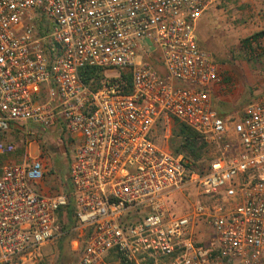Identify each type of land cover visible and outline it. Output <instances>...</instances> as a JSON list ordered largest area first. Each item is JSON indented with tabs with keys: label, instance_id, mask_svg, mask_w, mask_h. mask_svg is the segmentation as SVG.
Returning <instances> with one entry per match:
<instances>
[{
	"label": "built area",
	"instance_id": "1",
	"mask_svg": "<svg viewBox=\"0 0 264 264\" xmlns=\"http://www.w3.org/2000/svg\"><path fill=\"white\" fill-rule=\"evenodd\" d=\"M217 1L0 0V264L52 242L70 200L77 264H264V92L241 117L216 110L197 26ZM174 119L216 147L207 172L170 148ZM58 124L78 142L71 191L49 194L41 158L12 160V139Z\"/></svg>",
	"mask_w": 264,
	"mask_h": 264
},
{
	"label": "rangeland",
	"instance_id": "2",
	"mask_svg": "<svg viewBox=\"0 0 264 264\" xmlns=\"http://www.w3.org/2000/svg\"><path fill=\"white\" fill-rule=\"evenodd\" d=\"M197 33L201 48L213 55L222 77V83L212 93L215 106L230 112L227 117H241L245 108L264 92V0H219L200 18ZM258 35L260 37L255 39ZM247 39H251L250 46H246ZM12 140L17 146L12 160L20 161L27 148L32 157L39 155L46 164L48 170L43 181L47 179L49 185L45 189L39 187L40 190L49 194L71 191L69 167L78 140H72L57 125L51 128L34 125L29 136L17 133ZM208 144L209 161L205 168L217 157L216 147ZM195 198L192 192L178 195V211L188 210ZM61 230L60 227L57 237L39 251L10 264H62L60 244L63 239H67L63 245L69 264H77L84 241L75 244L63 237Z\"/></svg>",
	"mask_w": 264,
	"mask_h": 264
},
{
	"label": "trees",
	"instance_id": "3",
	"mask_svg": "<svg viewBox=\"0 0 264 264\" xmlns=\"http://www.w3.org/2000/svg\"><path fill=\"white\" fill-rule=\"evenodd\" d=\"M259 37L260 35L254 38L257 39ZM245 42L246 44H248L246 46H250L252 43L251 39H247L245 40ZM81 77L85 84H87L91 89L94 90L100 86V81L102 80L103 75L99 69L93 67H85L81 70ZM124 78L130 84V74L124 75ZM215 108L218 113L223 117H227L230 114V112L225 111L222 108L216 106ZM57 126H60L62 128L61 124H58ZM4 137L5 136L0 135V139ZM208 143L210 142L206 140V138H204L202 135H200L187 125L179 122L177 119H174L172 137L169 143L170 148L176 155L183 156V158L188 162L189 168L191 170L205 173L210 169L211 163H209L208 167L205 168L209 161L208 153L210 149ZM4 159V157H0V165L3 163ZM62 219H65V221H61ZM57 226L58 228H62L61 231L64 235L63 237L69 238L72 241L78 240L79 233L76 230L78 226V220L76 217V211L72 200H70L69 205L61 208L58 211ZM87 234H89V232ZM64 240L67 241V239H63L61 240L60 244V253L62 256L60 262L62 264H69L70 258L64 253Z\"/></svg>",
	"mask_w": 264,
	"mask_h": 264
},
{
	"label": "crops",
	"instance_id": "4",
	"mask_svg": "<svg viewBox=\"0 0 264 264\" xmlns=\"http://www.w3.org/2000/svg\"><path fill=\"white\" fill-rule=\"evenodd\" d=\"M36 157H40L39 155H37ZM47 170H48V168L46 167V164H45V172H47ZM47 185H49V183H48V181H47V179L46 180H44V181H42L40 184H39V186L38 187H40V188H47Z\"/></svg>",
	"mask_w": 264,
	"mask_h": 264
}]
</instances>
